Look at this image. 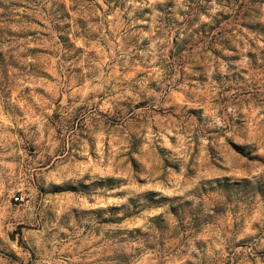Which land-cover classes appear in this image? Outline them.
I'll use <instances>...</instances> for the list:
<instances>
[{
    "label": "rangeland",
    "instance_id": "1",
    "mask_svg": "<svg viewBox=\"0 0 264 264\" xmlns=\"http://www.w3.org/2000/svg\"><path fill=\"white\" fill-rule=\"evenodd\" d=\"M0 264H264V0H0Z\"/></svg>",
    "mask_w": 264,
    "mask_h": 264
},
{
    "label": "built area",
    "instance_id": "2",
    "mask_svg": "<svg viewBox=\"0 0 264 264\" xmlns=\"http://www.w3.org/2000/svg\"><path fill=\"white\" fill-rule=\"evenodd\" d=\"M15 200H18V198H15Z\"/></svg>",
    "mask_w": 264,
    "mask_h": 264
}]
</instances>
